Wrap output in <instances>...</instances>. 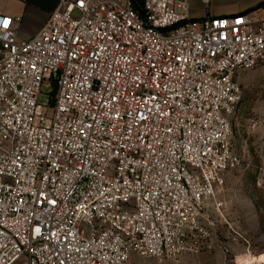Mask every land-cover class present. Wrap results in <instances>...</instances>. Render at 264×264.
<instances>
[{
  "label": "built area",
  "instance_id": "2783aa9c",
  "mask_svg": "<svg viewBox=\"0 0 264 264\" xmlns=\"http://www.w3.org/2000/svg\"><path fill=\"white\" fill-rule=\"evenodd\" d=\"M13 22L0 19V264L228 251L204 211L240 164L232 118L240 74L264 62V0L203 17L190 0H59L28 40Z\"/></svg>",
  "mask_w": 264,
  "mask_h": 264
},
{
  "label": "rangeland",
  "instance_id": "374dc122",
  "mask_svg": "<svg viewBox=\"0 0 264 264\" xmlns=\"http://www.w3.org/2000/svg\"><path fill=\"white\" fill-rule=\"evenodd\" d=\"M221 4L236 2L243 5L251 0H220ZM142 6L144 0H136ZM195 12L205 9L199 0H191ZM239 83L245 98L232 118L231 146L240 158V164L226 174L225 185L218 196L223 203L220 210L214 201L206 203L204 216L216 224L220 242L228 251L215 248L201 253H183L177 258L159 261L137 254L131 256V264H249L253 257L264 253V62L242 72ZM50 84H43L39 102L52 109ZM206 221V223L208 222ZM231 227L241 233L243 239L233 238ZM230 230V231H229ZM21 259L15 264H23Z\"/></svg>",
  "mask_w": 264,
  "mask_h": 264
},
{
  "label": "crops",
  "instance_id": "0c3cea01",
  "mask_svg": "<svg viewBox=\"0 0 264 264\" xmlns=\"http://www.w3.org/2000/svg\"><path fill=\"white\" fill-rule=\"evenodd\" d=\"M191 1V0H190ZM202 12L198 13L191 7L192 15L203 17L209 15H223L240 12L256 7L261 0H251L243 5L236 2L221 4L220 0H213ZM59 5V0H0V19L10 16L14 19L13 27L18 40H28L39 33L46 24L50 13ZM226 180V175H225ZM25 264V261L24 263Z\"/></svg>",
  "mask_w": 264,
  "mask_h": 264
},
{
  "label": "bare ground",
  "instance_id": "6f19581e",
  "mask_svg": "<svg viewBox=\"0 0 264 264\" xmlns=\"http://www.w3.org/2000/svg\"><path fill=\"white\" fill-rule=\"evenodd\" d=\"M249 264H264V253H262L258 258L253 257Z\"/></svg>",
  "mask_w": 264,
  "mask_h": 264
},
{
  "label": "snow or ice",
  "instance_id": "6c2138e0",
  "mask_svg": "<svg viewBox=\"0 0 264 264\" xmlns=\"http://www.w3.org/2000/svg\"><path fill=\"white\" fill-rule=\"evenodd\" d=\"M8 24H9V21H8V20H4V21H3V25H4V27H7Z\"/></svg>",
  "mask_w": 264,
  "mask_h": 264
},
{
  "label": "water",
  "instance_id": "95a60500",
  "mask_svg": "<svg viewBox=\"0 0 264 264\" xmlns=\"http://www.w3.org/2000/svg\"><path fill=\"white\" fill-rule=\"evenodd\" d=\"M139 12H140V14L142 15V12H141V10L139 9Z\"/></svg>",
  "mask_w": 264,
  "mask_h": 264
}]
</instances>
